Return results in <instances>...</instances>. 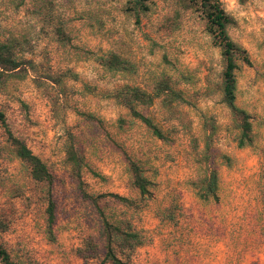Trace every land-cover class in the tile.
<instances>
[{
    "label": "rangeland",
    "instance_id": "rangeland-1",
    "mask_svg": "<svg viewBox=\"0 0 264 264\" xmlns=\"http://www.w3.org/2000/svg\"><path fill=\"white\" fill-rule=\"evenodd\" d=\"M131 1L0 0V40L26 64L0 79V245L16 264H100L106 218L141 234L131 264H264V0H220L233 21L227 33L251 63L235 72V103L252 124V143L242 148L222 101L220 49L197 10L148 0L150 11L136 22ZM44 5L52 21L41 16ZM57 22L67 41L58 40ZM109 53L135 72L105 71L98 59ZM163 80L180 99L165 106L162 95L137 110L166 140L112 97L124 86L154 93ZM7 130L54 176L52 234L47 187L31 179ZM69 134L83 158L79 178L65 162ZM207 143L216 154L217 201L201 200L194 186L205 175ZM129 160L151 183L145 201L132 187ZM89 238L100 256L83 260L76 250Z\"/></svg>",
    "mask_w": 264,
    "mask_h": 264
},
{
    "label": "trees",
    "instance_id": "trees-1",
    "mask_svg": "<svg viewBox=\"0 0 264 264\" xmlns=\"http://www.w3.org/2000/svg\"><path fill=\"white\" fill-rule=\"evenodd\" d=\"M182 7L194 8L205 21L206 32L212 39L215 47L220 49V55L223 61V70L221 73L220 91L222 93V101L231 111L238 130L237 145L242 148L252 143V124L250 115L236 106V75L238 63L251 65L248 53L245 49L234 43L227 33V28L232 24V19L225 13L220 0H176ZM44 9L46 5L43 6ZM43 9V10H44ZM48 8L41 15L43 19L53 20L48 12ZM128 11L135 17L136 22L142 14L150 11L148 0H132L129 3ZM54 29L59 41H67L62 23L57 22ZM99 65L109 73H134L135 65L121 58L115 53H109L105 57L98 59ZM25 63L22 59L17 58L15 46L13 43L0 40V79L8 75H19L26 70ZM165 96L163 103L170 106L176 100L180 99L179 93L175 92L169 81H161L156 86L154 93H148L140 88L124 86L113 94V98L129 110L132 118L141 121L151 133L159 139L166 140V137L156 127L152 120L137 110L138 106L150 107L154 100L160 96ZM92 118L90 116H87ZM0 123L5 125L4 115L0 113ZM211 134L213 127L208 125ZM9 139L14 146L16 157L21 160L28 168L31 179L36 183L45 184L46 193V222L48 233L52 234L53 227L56 222V202L53 198L51 187L54 183V176L50 173L47 166L36 156L25 143L14 137L7 130ZM73 137L68 136V143L65 147V162L71 168V172L76 178H79L82 167L84 166L83 158L79 155L75 148ZM206 150L202 155L206 165L205 175L194 184L197 196L203 201L218 200V171L214 161L216 154L207 143ZM228 161L226 156L221 157ZM128 168L131 174L132 187L138 192L141 201H145L151 196L149 187L151 183L143 176L140 167L133 161H128ZM117 201L132 205L135 202L111 195ZM102 236L104 239L103 257L100 264H131L130 256L132 252L143 243L142 236L137 232L129 222L111 223L104 218ZM78 257L83 260L97 259L100 256V249L93 239H86L82 247L76 250ZM0 263L16 264L12 261L8 251L0 245Z\"/></svg>",
    "mask_w": 264,
    "mask_h": 264
}]
</instances>
